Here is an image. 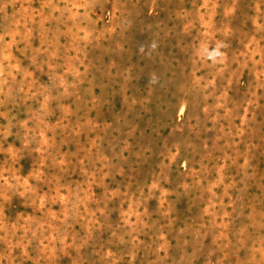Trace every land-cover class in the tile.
<instances>
[{"label":"rangeland","instance_id":"1","mask_svg":"<svg viewBox=\"0 0 264 264\" xmlns=\"http://www.w3.org/2000/svg\"><path fill=\"white\" fill-rule=\"evenodd\" d=\"M0 264H264V0H0Z\"/></svg>","mask_w":264,"mask_h":264}]
</instances>
